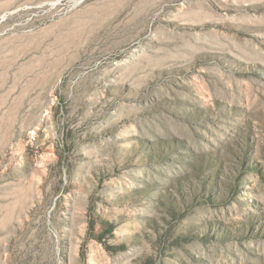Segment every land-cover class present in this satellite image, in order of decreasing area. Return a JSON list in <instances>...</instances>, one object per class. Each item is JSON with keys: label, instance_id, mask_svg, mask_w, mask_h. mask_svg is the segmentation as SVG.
Masks as SVG:
<instances>
[{"label": "rangeland", "instance_id": "374dc122", "mask_svg": "<svg viewBox=\"0 0 264 264\" xmlns=\"http://www.w3.org/2000/svg\"><path fill=\"white\" fill-rule=\"evenodd\" d=\"M0 264H264V0H0Z\"/></svg>", "mask_w": 264, "mask_h": 264}]
</instances>
